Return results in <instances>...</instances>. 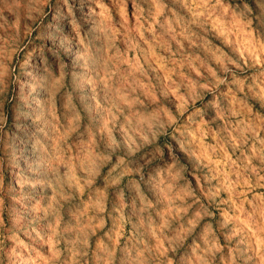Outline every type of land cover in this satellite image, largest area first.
Segmentation results:
<instances>
[{
	"label": "clouds",
	"instance_id": "obj_1",
	"mask_svg": "<svg viewBox=\"0 0 264 264\" xmlns=\"http://www.w3.org/2000/svg\"><path fill=\"white\" fill-rule=\"evenodd\" d=\"M6 259L264 264V0H0Z\"/></svg>",
	"mask_w": 264,
	"mask_h": 264
},
{
	"label": "rangeland",
	"instance_id": "obj_2",
	"mask_svg": "<svg viewBox=\"0 0 264 264\" xmlns=\"http://www.w3.org/2000/svg\"><path fill=\"white\" fill-rule=\"evenodd\" d=\"M13 99H12V96L10 94L9 98H8V101L6 102V111L8 113V116H9V124H11V115H12V104H13ZM5 264H8V261L7 259L5 260Z\"/></svg>",
	"mask_w": 264,
	"mask_h": 264
}]
</instances>
